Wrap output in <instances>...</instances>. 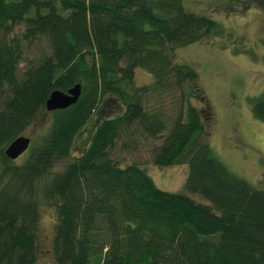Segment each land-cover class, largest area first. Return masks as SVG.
Instances as JSON below:
<instances>
[{"label":"trees","instance_id":"1","mask_svg":"<svg viewBox=\"0 0 264 264\" xmlns=\"http://www.w3.org/2000/svg\"><path fill=\"white\" fill-rule=\"evenodd\" d=\"M252 4L264 10V0L242 6ZM17 24L25 40L47 36L51 45L21 75L24 51L8 38ZM220 32L183 0H0V264H37L42 204L57 213L52 264H264V189L229 170L202 140L201 110L188 104L167 127L135 99L146 88L134 90L133 102L122 90L139 68L153 76L155 91L195 84L196 70L172 53ZM76 84V104L50 112V127L21 164L8 159L5 149L46 112L50 94ZM109 96L124 101L125 114L97 122L84 151L49 175ZM249 104L264 123V93ZM133 121L151 136L165 132L153 163L186 164L184 191L210 205L161 190L144 169L109 158L120 124Z\"/></svg>","mask_w":264,"mask_h":264},{"label":"rangeland","instance_id":"2","mask_svg":"<svg viewBox=\"0 0 264 264\" xmlns=\"http://www.w3.org/2000/svg\"><path fill=\"white\" fill-rule=\"evenodd\" d=\"M244 2L183 0L187 11L207 16L221 28L219 35L177 48L172 53L173 62L192 66L196 70L198 80L195 84H185L178 89L170 83L166 89L155 91L153 76L139 68L135 70L132 85H123L122 90L127 95L126 100L133 102L134 90L146 88L135 99L141 98L143 109L160 115L167 127L180 110H185L186 105L197 107L205 116L202 140L229 170L252 186L264 189V123L253 116L249 104L251 98L264 93V10L255 4L245 9L242 6ZM25 28L24 24H17L8 37L17 41L24 51L18 64L19 75L29 64L51 54L49 38L40 36L29 42L24 39ZM123 103L114 96L107 97L95 112L96 116L75 138L70 157L57 163L49 175L60 172L72 157L84 151L97 122L122 117L126 112ZM52 119L50 112H41L36 117L22 134L30 138V145L32 142L39 143ZM118 132L108 150L110 159L121 167L135 164L144 169L161 190L184 193L197 202L210 205L200 196L184 191L188 173L186 164L162 168L153 163V150L162 142L165 132L151 136L137 121L120 124ZM27 150L16 159V164L26 159ZM39 213L37 264H52L56 209L53 205L42 204Z\"/></svg>","mask_w":264,"mask_h":264},{"label":"water","instance_id":"3","mask_svg":"<svg viewBox=\"0 0 264 264\" xmlns=\"http://www.w3.org/2000/svg\"><path fill=\"white\" fill-rule=\"evenodd\" d=\"M81 95V85L76 84L66 91L54 90L45 102L47 112L64 110L76 104ZM30 138L20 136L5 149L4 153L8 159L15 161L29 148Z\"/></svg>","mask_w":264,"mask_h":264},{"label":"bare ground","instance_id":"4","mask_svg":"<svg viewBox=\"0 0 264 264\" xmlns=\"http://www.w3.org/2000/svg\"><path fill=\"white\" fill-rule=\"evenodd\" d=\"M45 110H46V108H45ZM47 112V111H46Z\"/></svg>","mask_w":264,"mask_h":264}]
</instances>
